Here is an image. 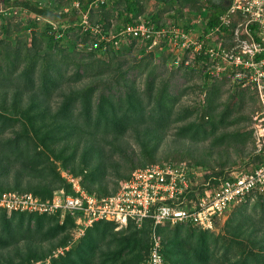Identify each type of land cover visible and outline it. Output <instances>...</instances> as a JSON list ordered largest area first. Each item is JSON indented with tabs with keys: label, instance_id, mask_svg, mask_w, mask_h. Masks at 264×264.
<instances>
[{
	"label": "trees",
	"instance_id": "trees-1",
	"mask_svg": "<svg viewBox=\"0 0 264 264\" xmlns=\"http://www.w3.org/2000/svg\"><path fill=\"white\" fill-rule=\"evenodd\" d=\"M55 1L0 0L1 19H6V14L11 10L19 13L25 11L33 16L28 26L32 31L29 43L24 41V38H15L12 42L0 39V87H14L8 107L0 106V176L13 174L14 180L9 186L10 189L23 191V188L19 189L20 179L28 178L37 179V183L40 181L47 183L30 190L42 199H50L54 190L59 187L71 192L70 185L53 165L52 160L57 159L73 176L80 178V183L88 192L107 195L97 183L106 173L105 148L99 142L103 141L113 149L121 150L113 143L128 131L138 134L141 152L149 156L155 149L154 146H150V142L155 143L161 139L171 126L176 127V135L191 141L198 142L210 138L212 146L223 143L230 146L229 140L237 141L242 135L238 130L218 132L220 127L225 126L224 124L237 121V117L227 118L236 103L230 100L229 106L217 110L215 100L218 88L212 81L214 76L205 70L203 86L207 87L206 107L198 113V108L191 109L188 106L177 108L181 90L176 93L169 91L166 82L162 86L154 85V76L147 80L144 88L136 86L135 78L129 75L130 70L137 69V73H141L149 62L142 65V68L140 62L121 68L123 59L119 60L118 57L130 51L138 39L121 38L116 44L110 42L104 47V44L100 43L99 47L86 51L90 34L88 31H82L81 21L84 13L87 12L91 20L98 18L105 22L107 15L115 10L122 19L115 28L117 30L126 23L136 22L139 16L144 15L143 0H104L96 5H91L95 0H80L79 7L71 6L67 11L59 10V1ZM156 1L166 4L171 0ZM189 1L196 3L198 0ZM204 1L206 14L203 29H208L217 23L218 14L223 7L221 2ZM108 6L112 8L109 9ZM177 6L178 3L174 0L169 9H175ZM169 9L164 8L159 12L164 13ZM159 12H148L144 15L145 21L155 28L163 26L164 20L161 19ZM171 17L177 19L175 14H171ZM39 18L45 21L42 29L36 31ZM54 22L57 26L53 24ZM178 23L176 25L185 29L193 27L190 16L186 21ZM108 24V21L105 22V30L109 29ZM79 41L81 47H78ZM42 43L45 44L46 51L41 50ZM140 43L142 46L139 47V52L142 53V61L153 53L145 50L150 41L145 40ZM95 55L98 58L95 59ZM174 58L175 55L170 52L167 60L172 61V68L176 66L173 63ZM184 60L183 56L175 69L203 68L206 58L202 54L193 55L191 63L185 64ZM104 74L109 77L86 82L68 91L61 90L65 82H83L90 77L96 75L102 77ZM27 92L30 93L28 102L21 106L19 104L21 95ZM55 94L59 99L52 110L47 103ZM244 94L241 93L242 97ZM7 108L9 112L15 113L7 114L5 112ZM17 125H20L21 129L18 130ZM251 133V130L246 132L248 138ZM108 137L111 139L107 140ZM249 159L252 165L245 172L252 171L264 163V154L256 152L249 156ZM147 162L149 161H142L137 165L143 167ZM198 163L203 164V161ZM137 165H133L132 170ZM220 166L218 172L204 176L198 189H201L206 182L217 185L220 180L230 176L223 171L225 161L220 162ZM4 189L6 188L0 184V192ZM114 190L116 189L112 191ZM252 193L261 194L264 191L253 190L241 202L232 205V208L239 215L241 214L240 217L247 215L244 211L247 206L245 201ZM262 197L259 201H262L264 209V197L263 199ZM26 217L28 226L24 225ZM31 218L36 221L35 231L32 230V223L29 221ZM49 219L60 220V213L13 211L9 215L5 209L0 208V249H8L27 237L42 238L57 233L73 222L72 216L68 213L57 227L47 226L46 222ZM237 220L232 214L225 223L226 229L228 227L227 234L231 236L229 239L228 236L215 233V229H202L190 222L173 223L176 225L175 228L168 230L160 225H171L170 221L158 224L155 227L158 232L162 229L167 232L160 240L164 264H264V229L260 235L255 236L253 229L249 230V226ZM218 222L217 220L215 226ZM91 225L92 236L86 237L81 244L86 245L83 247L85 250H81L83 248L79 245L75 252L70 250L65 255L54 258L51 264H97L95 244L108 234L110 241H115V247L109 248L104 253L105 259L109 257L108 264L116 261L117 264H141L147 258L152 244V239L149 240V232L151 233L153 227L151 218H146L139 227L128 223L122 227L125 228L124 230H129V233L124 235H121L123 231L113 232L116 224L111 221L97 220ZM181 227L182 229L187 227L190 232L182 234ZM246 235H248L246 241L253 246L258 245L259 250H251L248 247L243 241ZM228 241L229 243L233 241L237 245V253L232 259L228 256L229 248L220 252ZM225 247H228V243Z\"/></svg>",
	"mask_w": 264,
	"mask_h": 264
},
{
	"label": "rangeland",
	"instance_id": "rangeland-1",
	"mask_svg": "<svg viewBox=\"0 0 264 264\" xmlns=\"http://www.w3.org/2000/svg\"><path fill=\"white\" fill-rule=\"evenodd\" d=\"M56 1H59V10L67 11L72 6V2L69 0ZM176 1L178 3V6L175 9H169L171 7V3L174 2V0L169 1L166 4L157 2L156 0H143L145 4L144 15H146L148 12L156 13L161 9L163 11L164 8H168L169 10L164 13L162 11L159 12L161 19L164 20V24H167L169 22L176 25L177 22L181 23L182 21H186V18L190 16L192 22H194L193 26L196 27V30H193L197 32L199 29H201L204 26L205 22V1L198 0L196 3H192L189 0ZM108 8L111 9L112 6H108ZM191 10H194V12H191ZM109 12H111V10ZM190 13L191 15H189ZM171 14L177 15V19L172 18ZM6 15V19L0 18V39H5L6 42H12L15 38H24L23 40H26L29 43L31 40L30 38L32 31L28 26L30 20L33 19V16L25 11L19 13L18 11L14 12V10H11ZM144 15L142 14L137 19L145 21ZM87 16L90 19V22L98 20L103 28H106L104 24L108 21V28L112 30H115L116 26H118L122 21L121 17H118L115 10L112 12V14L107 15V19L105 22L104 20L101 21L98 18H93V20H91L89 14H87ZM44 21L45 19L43 18H39V20H37V26L35 28L36 31H40L42 29ZM53 24L57 26V23L54 22ZM140 42L142 41L137 40L130 51L125 52L123 53V55L118 57L119 60L123 59L121 68H125L132 64H138L139 62L141 63L140 67L142 68V65H145V63L149 62L147 67H143L141 73H137V69L130 70L129 75L132 78H135L136 86L139 88H144L147 80L151 79L152 76H154V85L162 86V84L164 85V83L166 82L169 87V91L176 93L180 92L181 90L182 94L179 96V100L176 105L177 108L188 106L191 109L198 108V113L203 111L206 107L205 100L207 97V87L203 86V72L205 70V67H199V69L194 70H191L189 68L175 69L177 66L176 65L172 68V61L167 60L171 51L169 46L165 42H159L156 45H148L145 49L146 52H152L153 54L152 56L147 55L141 61L142 53L139 52V47L142 46V44ZM80 43L81 42L79 41L78 47L82 46V44ZM42 44L43 45L40 47L41 50L46 51L45 44ZM86 51H89V48L86 47ZM179 54L181 57L184 56L185 58H188V53L186 52L181 51ZM96 58L98 57L95 55V59ZM108 77L109 76H105L104 74L102 75V77L101 75L90 77L83 82H65L62 85L61 90L68 91L70 88H78V86H81L86 82L92 80L96 81ZM212 81L216 83L218 88L215 100V103L217 104V110L229 106L230 100H234L236 103L234 108L232 109V112L230 113V116H228L227 118L229 119L237 117V121L228 123V125L224 124L225 126L220 127L218 129V132L223 130L225 132L238 130V132H242V135L237 139V141L229 140L230 146H227L226 143L212 146L210 145V138L198 142L191 141L188 138L176 135V127L171 126L167 129L164 135H162L161 139H158V141H156L155 143L152 141L150 142V146H154L155 149H153L151 153L152 155L149 156L146 154H142L138 134H136L134 131H128L125 135H123L121 138H118L113 143L115 147H118L121 150H118L117 148L113 149L109 144H106L103 141L99 142V144L102 147L104 146L105 148L104 161L106 166L105 175L102 178H99V180L97 181V183H99V185L101 186V190L105 191L107 194L109 192L112 193L113 189L119 188L120 184L124 180L129 178L131 172L136 167L138 168L140 166L137 164H140L142 161H149L145 165L156 163L168 164L183 162L187 166L195 170V174L197 177V186L202 183L201 181L204 180V176L213 172H218L221 167L220 162L222 161H225L223 171L227 172L226 174L236 173L240 171L245 172V170H249L252 165V163L248 161L250 160L249 156H252L256 152L264 154V137L262 135H259V131L255 125L256 123L258 124V120L254 118L256 112H258V110L260 109L258 98L255 92L256 90H254V87H252L251 85L238 87L230 73L214 76V79ZM13 88L14 87H0V106L5 105L6 107H8L13 97ZM242 92L245 93L243 97L241 95ZM29 94L30 93L27 92L21 95V101L19 102L21 106H24L25 103L28 102ZM58 99L59 97L55 94L51 101H48L47 104L51 106L52 110L58 103ZM5 112L7 114L15 113L14 111L9 112L8 108ZM194 113L193 116H195ZM17 126H19L18 130L21 129L20 125ZM248 130L252 131L250 138H248V135H246V132H248ZM106 139L110 140L111 138L108 137ZM79 149L81 151V148ZM201 160L203 161V164L198 163ZM52 161L54 167L58 172L61 173L62 177L66 181V177L71 174L70 171L63 166L60 160L53 159ZM94 161L96 162V160ZM111 164H116L115 166L117 167V169ZM133 165L137 166H135L132 170ZM13 180V174H11L10 176L7 175L5 177L0 176V184L3 188H6L2 191H13L18 193L31 192L32 189H37V186H41L43 183L47 184L42 181L37 183V179L33 180L28 178H21L19 189L23 188L25 191H18L9 188V186L13 184ZM97 183H95L94 186H96ZM61 188L63 187H59L57 189ZM72 190V187H70V191ZM262 196L264 197V193H252L248 199L246 198L247 200L245 201V203L247 204V206L244 210L247 214L246 216L243 215L240 217L241 214L239 215V213L235 211L232 206L228 210H225L226 212H224L220 219H218L219 222L217 223V226H215L212 230L215 229V233L219 234L220 236H228V227L226 229L225 223L227 219L233 214L234 217H237V221L244 222L246 226H249V230L253 229L255 236L256 234L260 235L262 230L264 229V209L262 208V201H259V198ZM63 219H57V222L55 220L49 219L46 223L47 226L52 225L57 227L63 222ZM72 219L73 222L69 223L67 225V228L58 231L57 233L48 234L43 236L42 238L27 237L17 245H12L8 249H0V264H10L11 262H13L14 264H51L54 258L65 255L70 250H74L72 252H75L78 249L77 247L82 244L83 240L86 237L92 236L93 230H90V226H92L91 224L85 226L84 224L77 223L74 217H72ZM27 220L28 219L26 217L24 221L25 226H28ZM29 221L32 223V230H34L36 227V221L34 220V218H31ZM176 223L177 222H175V224ZM171 225L162 224L160 225V227H166L165 230H168L174 229L176 226L173 223ZM122 227L124 226H115L113 228V232L123 231V234L121 232V235L128 234L129 230H124L125 228ZM152 228L151 233L149 232V240L153 239ZM165 230L162 229V231L158 232V230L155 229L156 237H158L160 240L163 239V236H165L167 233ZM180 230H182V234L190 232V229H188L187 227L183 229L181 227ZM34 231L32 233H34ZM247 237L248 235L244 236L243 241L246 242L248 247L251 250H259L258 245L256 247L253 246L252 243H248L246 241ZM229 238H231L230 235L228 236V239ZM227 243L228 247H225ZM227 243L220 249V252H224V250L229 248L228 256L232 259L233 256L237 253V245L233 243V241H231L230 243L228 241ZM81 246L82 248L86 247V245ZM113 247H115V241H110L109 234L100 239V242L96 243L94 247L96 263L108 264L107 262L109 261V257L105 259L106 257L104 256V253L109 248ZM126 249L128 250V248ZM81 250H85V248ZM117 263L118 261L114 262L113 264Z\"/></svg>",
	"mask_w": 264,
	"mask_h": 264
},
{
	"label": "built area",
	"instance_id": "built-area-1",
	"mask_svg": "<svg viewBox=\"0 0 264 264\" xmlns=\"http://www.w3.org/2000/svg\"><path fill=\"white\" fill-rule=\"evenodd\" d=\"M103 1L95 0L91 5ZM79 5L80 0H72V6ZM222 7L217 23L197 32L194 26L185 29L169 22L155 28L144 20L126 23L117 30H105L100 22H90L87 12L82 15V31L90 34L89 49L99 47L100 43L104 47L106 43L116 44L121 38H136L150 41L149 45L167 43L176 65L182 60L181 51L188 53L185 64L193 55L203 54L208 74L230 73L238 86L254 87L260 107L254 116L258 120L255 125L264 137V0H229ZM196 178L195 170L183 162L150 164L135 168L113 193L98 195L88 192L79 178L70 174L66 181L73 189L71 192L56 189L50 199H42L31 192L1 191L0 207L8 213H60L61 219L68 213L85 226L107 220L120 227L128 223L139 227L146 218H151L152 244L141 264H164L155 227L170 221L213 229L234 203L241 202L253 190L264 191V163L249 172L231 173L217 185L206 182L201 189Z\"/></svg>",
	"mask_w": 264,
	"mask_h": 264
},
{
	"label": "water",
	"instance_id": "water-1",
	"mask_svg": "<svg viewBox=\"0 0 264 264\" xmlns=\"http://www.w3.org/2000/svg\"><path fill=\"white\" fill-rule=\"evenodd\" d=\"M228 3H229V0H225V1L222 2V6H227Z\"/></svg>",
	"mask_w": 264,
	"mask_h": 264
},
{
	"label": "flooded vegetation",
	"instance_id": "flooded-vegetation-1",
	"mask_svg": "<svg viewBox=\"0 0 264 264\" xmlns=\"http://www.w3.org/2000/svg\"><path fill=\"white\" fill-rule=\"evenodd\" d=\"M212 1H214V2H221V5H222V1H220V0H212Z\"/></svg>",
	"mask_w": 264,
	"mask_h": 264
},
{
	"label": "crops",
	"instance_id": "crops-1",
	"mask_svg": "<svg viewBox=\"0 0 264 264\" xmlns=\"http://www.w3.org/2000/svg\"><path fill=\"white\" fill-rule=\"evenodd\" d=\"M140 17V16H139Z\"/></svg>",
	"mask_w": 264,
	"mask_h": 264
}]
</instances>
